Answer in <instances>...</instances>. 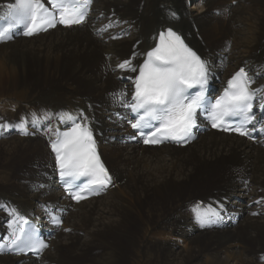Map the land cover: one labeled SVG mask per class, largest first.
<instances>
[{"label":"bare ground","instance_id":"6f19581e","mask_svg":"<svg viewBox=\"0 0 264 264\" xmlns=\"http://www.w3.org/2000/svg\"><path fill=\"white\" fill-rule=\"evenodd\" d=\"M203 1L208 13L194 16L186 0H96L85 25L0 45V94L24 84L38 92L26 106L0 102V153L8 156L0 169V236L10 232L8 224L16 218L40 216L41 202L66 204L51 183L54 161L45 141L72 125L65 114L87 117L76 122L96 133L118 184L70 212L65 231L42 260L2 256L0 264H130L138 248L147 264H264L260 145L217 133L187 149H141L107 140L113 129L107 113L117 110V94L126 91L132 77L117 65L134 53L131 66L139 65L167 28L198 55H228L222 66L226 78L246 64L264 97V0ZM216 11L223 15L217 17ZM22 119L23 129L17 127ZM198 193L214 201L213 208L222 205L221 213L238 215V227L202 224L205 210L188 209Z\"/></svg>","mask_w":264,"mask_h":264},{"label":"snow or ice","instance_id":"6c2138e0","mask_svg":"<svg viewBox=\"0 0 264 264\" xmlns=\"http://www.w3.org/2000/svg\"><path fill=\"white\" fill-rule=\"evenodd\" d=\"M92 0H15L7 5L8 11L0 20L6 21V26L0 25V41L12 38L15 28L23 27L24 35H33L38 31L54 27L57 22L65 26L82 24ZM174 15V14H173ZM117 68L137 72L132 94V103L127 106L136 115L131 127L141 135L146 136L145 144H158L164 139L176 142L186 141L192 135L196 126L198 110L209 113L213 127H221L226 118L238 117L239 125L224 127L225 131H235L239 135L248 136L247 125L255 120L252 114L255 91L251 89V80L242 68L228 81V88L223 96L210 104L204 96V85L207 83L206 61L189 48L172 29L159 34V43L147 53V59L139 69L131 66L130 60H125ZM199 86V91L190 93L189 89ZM123 96L124 93H121ZM72 121L70 130L57 135L51 143L56 153L59 174L69 189L73 199L79 201L86 197L83 192L95 193L97 187H107L112 178L104 167L96 152L95 140L86 123H77L76 119L87 120V117L73 118L71 114L64 117ZM38 117L33 114V122ZM23 119L17 127L23 129ZM157 134H160L159 137ZM135 138V137H132ZM86 178L83 186L73 184L79 178ZM66 189V190H69ZM223 206L210 208L200 214V222H214L219 218ZM59 224L58 218H53ZM12 240L18 252L25 249L41 251L47 247L35 235L16 236ZM264 258V257H262Z\"/></svg>","mask_w":264,"mask_h":264},{"label":"rangeland","instance_id":"374dc122","mask_svg":"<svg viewBox=\"0 0 264 264\" xmlns=\"http://www.w3.org/2000/svg\"><path fill=\"white\" fill-rule=\"evenodd\" d=\"M115 7L116 6H114V8ZM188 8L192 9L193 11H201V5H196V1L194 2L193 0L191 1V5H189ZM202 8L204 11H201L200 15L203 16L205 13H208L207 7H206L204 1H203V7ZM115 9H117V7ZM190 13H192V12L190 11ZM197 14H193V15L197 16ZM137 18H138V20L141 19L140 14L137 16ZM215 22L216 21H214L213 23H215ZM89 25H90V22H89ZM89 25L87 24L88 27H89ZM193 25L195 26L196 24H193ZM37 97H38V92L34 91L29 84H24V85L19 86V88H17L16 90H12L9 93H1L0 94V102H2V101H13L15 103H18L19 105L26 106L27 103H31ZM18 99H19V101H18ZM2 145L5 146V144H2ZM7 157H4L2 152L0 153V169H1V166L5 165L4 160ZM1 177L2 176L0 174V182H1ZM197 196L201 197L202 195H197ZM147 233H148L147 231L143 232L142 237L139 240V245H142V242L144 240H146ZM130 264H147V259L145 258V255L140 252V248L136 249V251L134 252V259L131 261Z\"/></svg>","mask_w":264,"mask_h":264}]
</instances>
